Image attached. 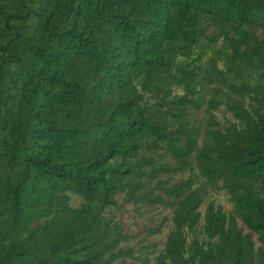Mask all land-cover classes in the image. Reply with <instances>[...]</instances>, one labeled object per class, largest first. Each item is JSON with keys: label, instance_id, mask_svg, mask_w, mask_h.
I'll return each mask as SVG.
<instances>
[{"label": "trees", "instance_id": "obj_1", "mask_svg": "<svg viewBox=\"0 0 264 264\" xmlns=\"http://www.w3.org/2000/svg\"><path fill=\"white\" fill-rule=\"evenodd\" d=\"M0 264H264V0H0Z\"/></svg>", "mask_w": 264, "mask_h": 264}, {"label": "rangeland", "instance_id": "obj_2", "mask_svg": "<svg viewBox=\"0 0 264 264\" xmlns=\"http://www.w3.org/2000/svg\"><path fill=\"white\" fill-rule=\"evenodd\" d=\"M208 198H212L215 203L221 204L223 209L230 208V202L222 190H211V192L205 196L203 203L200 204V210L203 209L204 203ZM76 201L77 197L73 196L72 202L75 203ZM169 213L170 209L168 207L161 208L158 206L154 209H149L147 207L140 208L139 206H134L131 203H127L117 210L116 218H120L125 223L127 230L135 233V237L130 239L129 242L138 243L136 241L137 238L146 237L147 240L156 241L157 245L161 246L164 234L170 225ZM163 217L164 219L159 231L153 232L149 235L145 234L147 226L154 225Z\"/></svg>", "mask_w": 264, "mask_h": 264}]
</instances>
